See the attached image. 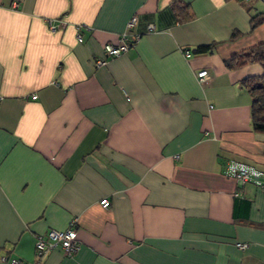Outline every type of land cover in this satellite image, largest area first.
Segmentation results:
<instances>
[{
	"label": "crops",
	"instance_id": "0c3cea01",
	"mask_svg": "<svg viewBox=\"0 0 264 264\" xmlns=\"http://www.w3.org/2000/svg\"><path fill=\"white\" fill-rule=\"evenodd\" d=\"M173 1L0 0V264H264V193L223 173H264L241 85L262 68L224 64L264 45V3L179 0L182 22ZM133 16L140 40L96 67ZM73 220L77 253L38 258Z\"/></svg>",
	"mask_w": 264,
	"mask_h": 264
},
{
	"label": "built area",
	"instance_id": "2783aa9c",
	"mask_svg": "<svg viewBox=\"0 0 264 264\" xmlns=\"http://www.w3.org/2000/svg\"><path fill=\"white\" fill-rule=\"evenodd\" d=\"M236 2H248L249 0H235ZM137 24V16H133L126 25L125 32L119 37L118 42L116 44L107 43L103 46V59H98L95 61L96 67H103L107 64L108 60L116 59L124 54H126L131 48H133L137 42L140 40L141 35L135 31V27ZM63 24L54 26L50 24V29L52 31L58 30ZM148 31H153L154 26L149 25L147 27ZM77 42L82 43L83 38L81 35H77ZM190 54L187 53V57ZM207 71H201L197 73V78L200 82H205L208 79ZM36 99V97H33ZM223 173L226 176L234 178L239 186L243 187L246 184H253L256 186L261 192L264 193V173L255 170L252 167L229 163L224 167ZM100 206L104 210H108L110 208V202L107 199H102L100 201ZM75 221L70 222L69 228L64 232L58 231H49L45 237H37L35 249L36 256L38 258L44 257L49 252L59 248L63 251V253L70 257L77 253L79 249V242L77 239V231L75 228ZM240 250L247 249L248 245L243 244L238 246ZM4 261V259H1ZM10 264H21L17 261H11Z\"/></svg>",
	"mask_w": 264,
	"mask_h": 264
},
{
	"label": "trees",
	"instance_id": "16d2710c",
	"mask_svg": "<svg viewBox=\"0 0 264 264\" xmlns=\"http://www.w3.org/2000/svg\"><path fill=\"white\" fill-rule=\"evenodd\" d=\"M171 9L182 22H187L193 17L190 7L179 0L172 2ZM263 23L264 14L253 15L250 19V29L254 30ZM213 49L214 44L197 46L193 53L196 55L210 54ZM224 64L228 70H236L252 64L261 66V75L247 77L241 81V85L252 99L250 110L252 130L264 135V45L259 44L247 51L234 54L225 60Z\"/></svg>",
	"mask_w": 264,
	"mask_h": 264
},
{
	"label": "water",
	"instance_id": "95a60500",
	"mask_svg": "<svg viewBox=\"0 0 264 264\" xmlns=\"http://www.w3.org/2000/svg\"><path fill=\"white\" fill-rule=\"evenodd\" d=\"M264 3V0H261Z\"/></svg>",
	"mask_w": 264,
	"mask_h": 264
},
{
	"label": "rangeland",
	"instance_id": "374dc122",
	"mask_svg": "<svg viewBox=\"0 0 264 264\" xmlns=\"http://www.w3.org/2000/svg\"><path fill=\"white\" fill-rule=\"evenodd\" d=\"M257 1H259V0H257Z\"/></svg>",
	"mask_w": 264,
	"mask_h": 264
}]
</instances>
